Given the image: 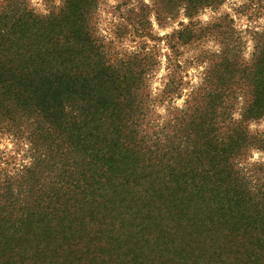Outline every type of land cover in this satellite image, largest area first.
<instances>
[{
	"label": "trees",
	"instance_id": "obj_1",
	"mask_svg": "<svg viewBox=\"0 0 264 264\" xmlns=\"http://www.w3.org/2000/svg\"><path fill=\"white\" fill-rule=\"evenodd\" d=\"M12 1L0 8V134L27 163L0 161V264H264V161H250L264 155L251 129L264 122V32L248 66L224 58L218 84L208 70L185 110L152 122L157 59L114 54L96 33L98 0L46 16ZM224 1L152 11L164 25L183 5L191 19ZM174 35L196 39L189 25ZM180 86L170 70L157 98Z\"/></svg>",
	"mask_w": 264,
	"mask_h": 264
},
{
	"label": "rangeland",
	"instance_id": "obj_2",
	"mask_svg": "<svg viewBox=\"0 0 264 264\" xmlns=\"http://www.w3.org/2000/svg\"><path fill=\"white\" fill-rule=\"evenodd\" d=\"M8 2L0 0V8ZM26 3L29 10L41 16L58 12L62 6V0H27ZM153 3L154 0H98L94 19L97 36L119 58L139 53L156 57L155 70L148 82L147 118L151 117L152 122L153 119L170 118L173 107L185 110L190 93L204 83L208 70H213L212 82L218 84V66L224 58L238 56L241 68L248 66L256 34L264 32V0H225L220 6L200 10L191 19L186 16L183 5L175 19L164 25L155 20ZM159 3L169 5V0H159ZM139 22H142L141 28L137 27ZM188 25L193 27L196 39L183 45L174 33ZM170 70L176 72L181 95L164 102L157 96L162 94ZM238 79L235 76L231 81L238 82ZM238 100L243 99L239 97ZM189 107L195 105L191 103ZM251 129L264 130V122L252 124ZM24 150L25 147L16 145L10 135L0 134V161L4 170L27 163ZM250 161H264V155L254 153Z\"/></svg>",
	"mask_w": 264,
	"mask_h": 264
}]
</instances>
